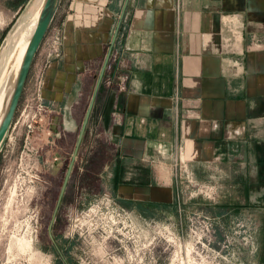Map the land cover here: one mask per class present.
<instances>
[{
  "label": "crops",
  "instance_id": "0c3cea01",
  "mask_svg": "<svg viewBox=\"0 0 264 264\" xmlns=\"http://www.w3.org/2000/svg\"><path fill=\"white\" fill-rule=\"evenodd\" d=\"M75 1L85 19L61 23L45 99L68 123L85 114L110 48L80 145L98 138L116 197L158 211L195 199L179 160L184 181L218 188L200 209L223 230L243 223L228 262L264 264V0H129L112 45L124 0Z\"/></svg>",
  "mask_w": 264,
  "mask_h": 264
},
{
  "label": "rangeland",
  "instance_id": "374dc122",
  "mask_svg": "<svg viewBox=\"0 0 264 264\" xmlns=\"http://www.w3.org/2000/svg\"><path fill=\"white\" fill-rule=\"evenodd\" d=\"M31 2L0 0V54L9 37L20 36L29 23ZM74 4L75 0H61L0 144V264H60L58 253L69 264H230L228 238L243 223L223 230L215 216L196 204L197 197L217 201L215 184L195 183L196 177L184 181L187 171L178 160L172 162V173L183 180L179 190H192L195 199L186 196L175 205L161 204L159 211L152 205L127 204L116 197L114 177L110 185L103 175L98 138L89 135L77 151L51 227L59 252L51 244L48 222L86 106L79 114L75 110L74 122L68 123L62 104L46 100L43 88L48 65L61 56V23L85 19ZM53 78L47 75L45 81L51 89ZM130 209L138 214L129 215Z\"/></svg>",
  "mask_w": 264,
  "mask_h": 264
},
{
  "label": "water",
  "instance_id": "95a60500",
  "mask_svg": "<svg viewBox=\"0 0 264 264\" xmlns=\"http://www.w3.org/2000/svg\"><path fill=\"white\" fill-rule=\"evenodd\" d=\"M128 1L129 0H124L123 7H122V10H121L120 15H119V21H118L116 28L114 30V33L112 35V39L110 42L111 45L113 44V42L115 40L117 31H118V28L120 25V21L123 17V14H124V11H125L126 6L128 4ZM60 2H61V0H44L43 4L41 6L39 16L37 19V23H36V26H35V29H34L32 35L29 39L25 53L23 55V58H22V61H21V64H20V67H19V70H18V73L16 76L15 84H14L9 102L7 104L4 115L2 116V119L0 120V144L3 142L5 136H6L8 130L10 128V125H11L13 117L15 115V112H16V109H17V106H18V103H19V100H20V97H21V94H22V91H23V88H24V85L26 82L27 75H28L30 67H31V64L33 62V59H34L39 47H40V44L43 40V37L45 36V33L47 32L48 27H49L58 7L60 5ZM109 54H110V48H109V50H108V52L104 58L102 67H101V69L97 75L92 97H91L90 102H89L87 109L85 111L81 126L79 128V131H78V134L76 137V141H75L74 149H73L72 154H71L70 161L67 165L65 174H64L62 182H61V186H60V189L58 192V197L56 200V205H55L54 212L52 214L51 221L53 220V216L55 214V210L58 207L59 201L61 200V197L63 196L64 192L66 191V187H67V184H68V181L70 178V174L72 171V167H73V162L75 160L79 145H80L82 137H83L85 126L87 124V121H88V118H89V115H90V112H91V109L93 106L95 94H96L98 87H99V84L103 78V74L105 71L106 64L108 62ZM51 223L52 222H50V224L47 228V234H48V237L51 240V242H53V238L51 236Z\"/></svg>",
  "mask_w": 264,
  "mask_h": 264
},
{
  "label": "bare ground",
  "instance_id": "6f19581e",
  "mask_svg": "<svg viewBox=\"0 0 264 264\" xmlns=\"http://www.w3.org/2000/svg\"><path fill=\"white\" fill-rule=\"evenodd\" d=\"M43 2L44 0H32L30 4L31 6L30 8L33 14L30 18L29 23L26 24L27 26L21 32L20 36L18 34V36L15 38L9 37V42L7 43L5 48H3V50L1 51V54H0V120L2 119V116L5 113L7 104L9 102V99H10V96H11V93H12V90L15 84L16 76H17L23 55L25 53L29 39L35 29L37 19L39 16V12H40ZM18 24L20 26V23ZM15 34H17V32Z\"/></svg>",
  "mask_w": 264,
  "mask_h": 264
},
{
  "label": "flooded vegetation",
  "instance_id": "af4514ba",
  "mask_svg": "<svg viewBox=\"0 0 264 264\" xmlns=\"http://www.w3.org/2000/svg\"><path fill=\"white\" fill-rule=\"evenodd\" d=\"M64 195H65V192H64L63 196L61 197V200L59 201L58 207H57V209L55 210V214H54V216H53V220L51 221L52 214H53V212H54L55 205H56V200H57V197H58V194H57V196H56V200H55V204H54V206H53V209H52V212H51V216H50V219H49V222H48V226H49L50 222H52V223H51V227H52V225L55 223V219H56V217H57V213L59 212L60 205H61V203H62V200H63V198H64ZM48 226H47V228H48ZM51 244L54 246L55 250H56L57 252H59V250L57 249V246H56L54 240H53V242H51ZM58 255H59V259H60V261H61L60 264H69L68 261L65 259V257H64L61 253H58Z\"/></svg>",
  "mask_w": 264,
  "mask_h": 264
},
{
  "label": "built area",
  "instance_id": "2783aa9c",
  "mask_svg": "<svg viewBox=\"0 0 264 264\" xmlns=\"http://www.w3.org/2000/svg\"><path fill=\"white\" fill-rule=\"evenodd\" d=\"M208 242V241H207ZM202 246L204 245V244H201ZM203 255H204V251H203ZM205 257H206V255H205ZM207 257H208V255H207Z\"/></svg>",
  "mask_w": 264,
  "mask_h": 264
}]
</instances>
